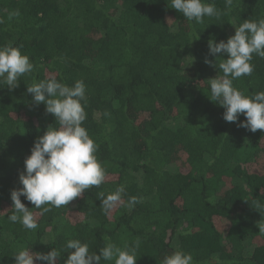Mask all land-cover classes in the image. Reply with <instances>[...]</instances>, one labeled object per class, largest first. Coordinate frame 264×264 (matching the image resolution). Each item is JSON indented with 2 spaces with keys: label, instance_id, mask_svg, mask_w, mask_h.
<instances>
[{
  "label": "trees",
  "instance_id": "obj_1",
  "mask_svg": "<svg viewBox=\"0 0 264 264\" xmlns=\"http://www.w3.org/2000/svg\"><path fill=\"white\" fill-rule=\"evenodd\" d=\"M204 2L221 11L219 20L187 21L169 0H0V46L19 48L34 65L17 88L0 84V264H15L22 247L47 253L79 239L98 252L137 238L136 264H161L176 250L194 264H264V132L238 127L243 115L224 121L207 81L222 75L214 65L227 58L208 54L209 39L226 42L244 20L264 18V0ZM251 63L253 73L233 81L245 95L264 91V59ZM53 77L70 87L83 81L82 126L106 180L73 208L42 216L21 196L38 224L29 231L7 219L10 193L22 187L36 138L58 125L26 87ZM119 185L123 201L141 202L105 214L97 195Z\"/></svg>",
  "mask_w": 264,
  "mask_h": 264
},
{
  "label": "clouds",
  "instance_id": "obj_2",
  "mask_svg": "<svg viewBox=\"0 0 264 264\" xmlns=\"http://www.w3.org/2000/svg\"><path fill=\"white\" fill-rule=\"evenodd\" d=\"M232 3L233 0H225L226 8H230ZM168 7L182 14L187 21L197 24H202L205 17L219 20L222 15L214 3H205L204 0H169ZM234 28V35L226 42L221 40L217 43L209 39L207 43L209 55L223 54L227 57L217 59L219 63L214 65L222 75L207 80L210 100L224 109V121L236 123L243 115L245 120L240 121L238 127L253 133L257 130L264 132V91L245 95L233 86L234 80L253 73L251 62L254 55L264 59V18L247 19ZM204 62L211 63L207 59ZM33 69L30 58L19 48L0 46V84L13 90L19 86L20 78L30 75ZM26 90L32 95L35 105H45L46 113L51 114L58 125L49 126L42 136L36 138L30 155L24 160V172L19 175L22 187L10 193L13 207L7 219L33 231L38 227L36 218L21 202V196L39 209L42 216L53 208L65 207L91 187L99 188L106 180V170L95 155L98 145L82 126L87 118L83 81H76L70 87L54 77L39 82L33 80ZM124 193L125 185H119L107 195L99 192L97 199L101 202V210L108 214L118 204L134 207L141 202V198L135 196L123 201ZM257 227L264 234V224L259 222ZM139 247V238L132 245L122 247L109 241L98 252H93L89 243L68 239L61 250L51 248L49 252L41 253L22 247L12 257L15 264H34V261L56 264L61 252H68L64 264H101V261L136 264ZM161 264H194V261L192 254L176 250L165 255Z\"/></svg>",
  "mask_w": 264,
  "mask_h": 264
},
{
  "label": "rangeland",
  "instance_id": "obj_3",
  "mask_svg": "<svg viewBox=\"0 0 264 264\" xmlns=\"http://www.w3.org/2000/svg\"><path fill=\"white\" fill-rule=\"evenodd\" d=\"M24 171H22V173H23ZM69 208H73L74 207V204H73V202L71 201L68 205H67Z\"/></svg>",
  "mask_w": 264,
  "mask_h": 264
}]
</instances>
